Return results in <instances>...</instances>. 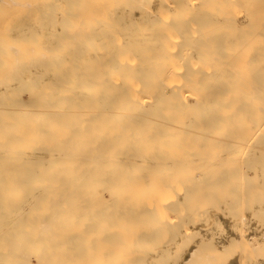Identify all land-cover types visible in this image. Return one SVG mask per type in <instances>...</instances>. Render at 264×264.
I'll return each instance as SVG.
<instances>
[{
	"label": "bare ground",
	"instance_id": "6f19581e",
	"mask_svg": "<svg viewBox=\"0 0 264 264\" xmlns=\"http://www.w3.org/2000/svg\"><path fill=\"white\" fill-rule=\"evenodd\" d=\"M0 264H264V0H0Z\"/></svg>",
	"mask_w": 264,
	"mask_h": 264
}]
</instances>
